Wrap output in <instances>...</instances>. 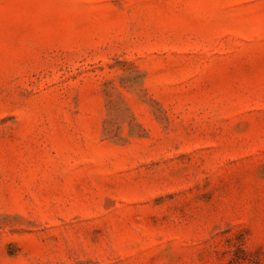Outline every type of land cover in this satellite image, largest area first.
Segmentation results:
<instances>
[{
    "label": "rangeland",
    "instance_id": "1",
    "mask_svg": "<svg viewBox=\"0 0 264 264\" xmlns=\"http://www.w3.org/2000/svg\"><path fill=\"white\" fill-rule=\"evenodd\" d=\"M0 264H264V0H0Z\"/></svg>",
    "mask_w": 264,
    "mask_h": 264
}]
</instances>
